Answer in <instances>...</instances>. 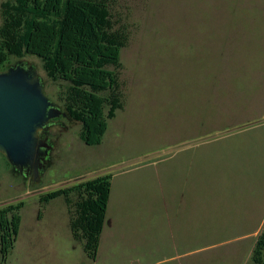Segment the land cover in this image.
Wrapping results in <instances>:
<instances>
[{
	"label": "rangeland",
	"instance_id": "obj_1",
	"mask_svg": "<svg viewBox=\"0 0 264 264\" xmlns=\"http://www.w3.org/2000/svg\"><path fill=\"white\" fill-rule=\"evenodd\" d=\"M111 14L129 37L125 108L95 147L62 118L36 179L0 158V209L25 204L5 264H253L264 226V0H111ZM19 62L62 106L41 61ZM109 174L93 262L63 198H40Z\"/></svg>",
	"mask_w": 264,
	"mask_h": 264
},
{
	"label": "trees",
	"instance_id": "obj_2",
	"mask_svg": "<svg viewBox=\"0 0 264 264\" xmlns=\"http://www.w3.org/2000/svg\"><path fill=\"white\" fill-rule=\"evenodd\" d=\"M0 18V71L13 66L12 58H38L47 78L63 90L60 107L81 124L79 139L88 147L101 145L109 122L125 108L120 71L129 37L115 26L111 0H8L0 5ZM0 158L12 167L4 156ZM112 180V175H103L40 198L43 206L63 198L72 236L93 262L100 249ZM24 206L20 202L0 209L2 264L15 247ZM252 262L264 264V226Z\"/></svg>",
	"mask_w": 264,
	"mask_h": 264
},
{
	"label": "water",
	"instance_id": "obj_3",
	"mask_svg": "<svg viewBox=\"0 0 264 264\" xmlns=\"http://www.w3.org/2000/svg\"><path fill=\"white\" fill-rule=\"evenodd\" d=\"M62 115L34 67L17 63L0 71V155L21 175L36 179L50 149L41 132Z\"/></svg>",
	"mask_w": 264,
	"mask_h": 264
},
{
	"label": "flooded vegetation",
	"instance_id": "obj_4",
	"mask_svg": "<svg viewBox=\"0 0 264 264\" xmlns=\"http://www.w3.org/2000/svg\"><path fill=\"white\" fill-rule=\"evenodd\" d=\"M20 63V62H19ZM59 106V105H58ZM59 109L61 110V112H62V115L60 116V117H58V118H55V119H51V128L48 130V131H46V132H41V137L45 140V141H47V143H48V145L50 146V149H49V151H48V155H47V163L49 164V161H50V155H51V152H52V150H53V148H54V138L52 137V135H51V130L54 128V127H56V126H59V124H60V121H61V119L62 118H67L69 121H72L69 117H68V115L65 113V111L59 106ZM23 177H29V176H26V175H22Z\"/></svg>",
	"mask_w": 264,
	"mask_h": 264
},
{
	"label": "crops",
	"instance_id": "obj_5",
	"mask_svg": "<svg viewBox=\"0 0 264 264\" xmlns=\"http://www.w3.org/2000/svg\"><path fill=\"white\" fill-rule=\"evenodd\" d=\"M106 218H107V217H106ZM263 224H264V223H262V225H263ZM262 225H261V226H262ZM68 226H69V220H68ZM100 245H101V244H100ZM99 250H100V249H99Z\"/></svg>",
	"mask_w": 264,
	"mask_h": 264
}]
</instances>
